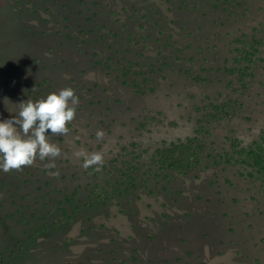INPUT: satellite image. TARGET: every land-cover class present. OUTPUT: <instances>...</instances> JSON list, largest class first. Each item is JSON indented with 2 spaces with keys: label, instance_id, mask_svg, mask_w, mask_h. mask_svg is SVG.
<instances>
[{
  "label": "rangeland",
  "instance_id": "374dc122",
  "mask_svg": "<svg viewBox=\"0 0 264 264\" xmlns=\"http://www.w3.org/2000/svg\"><path fill=\"white\" fill-rule=\"evenodd\" d=\"M69 87L56 167L0 169V264H264V0H0V122Z\"/></svg>",
  "mask_w": 264,
  "mask_h": 264
},
{
  "label": "clouds",
  "instance_id": "9594fccd",
  "mask_svg": "<svg viewBox=\"0 0 264 264\" xmlns=\"http://www.w3.org/2000/svg\"><path fill=\"white\" fill-rule=\"evenodd\" d=\"M79 98L72 88L53 92L46 98L35 102L20 103L18 115L0 122V169L5 173L22 171L33 166L37 160L50 162L45 167L55 168L56 158L61 156V148L50 137L65 136L69 133L67 125L76 118ZM15 125V126H14ZM50 130L52 135H46ZM97 139H103L104 131L98 130ZM75 156L82 158V167H94L100 171L104 164L101 152L89 153L81 149ZM52 177L58 172H50Z\"/></svg>",
  "mask_w": 264,
  "mask_h": 264
},
{
  "label": "trees",
  "instance_id": "16d2710c",
  "mask_svg": "<svg viewBox=\"0 0 264 264\" xmlns=\"http://www.w3.org/2000/svg\"><path fill=\"white\" fill-rule=\"evenodd\" d=\"M181 147V148H180ZM157 161L163 168H175L179 166L181 168L191 167L193 161L195 165L198 164L200 160V153L197 154L196 150L184 144L173 145L170 147L160 148L157 151ZM200 152V151H199ZM178 153V154H177ZM250 163L255 166L264 175V146L260 150H253L250 156ZM231 159V158H230ZM230 162L229 159H227ZM106 190L99 191V199L97 201H103L105 199Z\"/></svg>",
  "mask_w": 264,
  "mask_h": 264
}]
</instances>
